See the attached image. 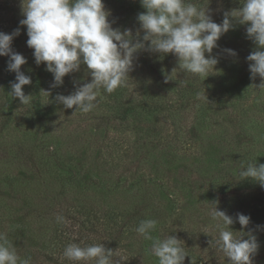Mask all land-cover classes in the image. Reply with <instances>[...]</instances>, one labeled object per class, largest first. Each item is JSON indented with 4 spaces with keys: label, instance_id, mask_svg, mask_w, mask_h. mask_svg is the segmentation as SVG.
<instances>
[{
    "label": "trees",
    "instance_id": "16d2710c",
    "mask_svg": "<svg viewBox=\"0 0 264 264\" xmlns=\"http://www.w3.org/2000/svg\"><path fill=\"white\" fill-rule=\"evenodd\" d=\"M192 2L208 3L210 15L218 24L226 12L242 7L240 0ZM103 3L113 28L131 30L134 42L142 40L144 32L137 16L146 10L140 0ZM22 19V0H0V32L11 34L20 28L11 47L26 58L21 71L32 81L23 88L25 95L32 96V102L24 107L22 117L60 113L63 106L55 97L75 90L73 82H78V76L66 75L62 86L50 88L53 75L44 63H35L34 50L26 44V26L19 23ZM241 26L247 25L233 20L231 30ZM144 43L147 48L148 42ZM220 44L225 47L226 41ZM256 47L247 38L232 42L229 48L236 55L215 65L221 71L230 62L231 78L223 77L218 82L212 70L207 77H199L177 69L178 60L171 53L139 50L125 86L111 94L103 90L112 113L97 116L95 110L88 112L90 122L82 126L86 139L71 141L77 155L73 162L64 160L54 146L50 151L44 147L40 155L33 150L39 157L35 170L41 174L40 188L35 192L46 202L41 211L48 215L49 224L40 245L20 243L19 247L13 243L19 256L31 257V264H75L62 255L68 244L103 243L115 251L114 264H158L150 252L151 241L135 231L141 220L155 219L158 224L152 235L180 239L188 254L183 264H228L213 246L215 222L209 211L216 204L218 210L233 218L230 230L235 235L244 233L243 239H247L251 232L256 236L259 247L252 264H264V187L240 176L249 163L264 164V95L255 87L261 78H250L246 59ZM8 61L9 57L0 56L1 131L11 125L20 102L10 95L15 73L8 70ZM44 90L50 91V96ZM101 124H113L137 136L127 156L117 160L103 157L104 148L98 142L105 130ZM204 143L209 146L205 155L200 152ZM204 162L209 170H203ZM45 174L57 178L61 191L62 184H69L71 196L56 199ZM238 213L250 217L247 227L236 220ZM57 214L65 218L64 223H56ZM14 227L0 214V232L7 233L11 242L17 232Z\"/></svg>",
    "mask_w": 264,
    "mask_h": 264
},
{
    "label": "clouds",
    "instance_id": "9594fccd",
    "mask_svg": "<svg viewBox=\"0 0 264 264\" xmlns=\"http://www.w3.org/2000/svg\"><path fill=\"white\" fill-rule=\"evenodd\" d=\"M140 3L146 10L137 16L144 35L142 40L134 42L131 30L121 32L112 27L103 0H22L24 19L19 23L26 26V44L34 50L35 63H44L53 75L50 88L62 86L64 77L78 72L82 64L86 65L91 77L90 82L82 84L74 81L75 90L71 94L56 95L55 100L64 108L75 106V111L83 113L94 110L101 89L111 94L125 86L128 73L134 67L135 54L141 49L171 53L178 60L177 69L207 77L218 63L211 55L212 50L218 47L220 37L233 27V20L247 25L246 35L257 46L246 59L250 78H261V83L255 87L264 95V0H240L242 7L226 12L219 24L213 21L208 3L203 5L192 0H140ZM19 34V27L11 34L0 32V56L9 57L8 70L15 73L10 95L19 98L22 106H27L32 102V96L25 95L23 88L32 81L21 71L27 61L11 47L14 37ZM144 42H148L147 48ZM225 51L231 56L236 55L232 49ZM205 53L209 55L206 57ZM44 93L50 96V91L44 90ZM240 176L264 187V164L249 163ZM209 216L215 222V250L227 258L228 264H252V257L259 247L256 236L251 232L247 233V239H243L244 233L235 235L236 232L230 230L233 218L218 210L216 204ZM64 219L59 214L55 217L56 223H64ZM236 220L242 227H247L250 217L238 213ZM157 224L155 219L141 220L135 231L151 241L150 252L158 259V264H183L188 254L181 240L174 235L153 236ZM114 254L115 251L107 249L103 243L84 246L70 243L62 253L75 264L90 261L114 264ZM0 264H31V257L19 256L5 232H0Z\"/></svg>",
    "mask_w": 264,
    "mask_h": 264
},
{
    "label": "rangeland",
    "instance_id": "374dc122",
    "mask_svg": "<svg viewBox=\"0 0 264 264\" xmlns=\"http://www.w3.org/2000/svg\"><path fill=\"white\" fill-rule=\"evenodd\" d=\"M115 19L118 22V17L115 16ZM246 27L241 26L237 30L230 29L223 34L217 41L218 47L212 50L211 55L216 57L219 62L228 59L230 61V55L225 49H230L231 43L239 39H249L246 35ZM223 40L226 41L225 47L220 44ZM205 55L207 57L209 54L205 53ZM230 65V62L227 63L221 71L215 69L213 79L218 82L217 80L223 77L231 78ZM79 73H72L75 77L78 76V83L90 82L91 77L88 75L86 65H81ZM152 88L165 90L163 86ZM104 97L103 89H101L97 106L94 109L97 116L112 113V109L108 105L106 106ZM24 107L19 102L16 117L9 128L0 130V214L5 215L6 220L15 226L17 232L13 234L15 241L12 243L17 242L19 247H21L20 243L28 246L36 243L40 245L41 236L44 235L45 227L49 224L48 215L41 211L46 202L38 199L37 192H35L40 188L41 174L36 173L35 168L38 165L39 157L33 150L39 151L40 155L44 153V147H48L50 151L54 146L62 154L64 160L73 162L77 155L73 151L71 141H75L77 138L86 139L87 136L83 132L82 126L85 122H90V114L75 111V106L72 109H66L63 106L60 113L56 112L45 116L27 114L23 118ZM101 127L105 130L100 133L98 142L104 148L103 157L117 160L122 156H127L125 153L133 146L137 136H134L131 131L113 124L110 127L101 124ZM165 132L168 133L166 129ZM165 142L167 143L166 140ZM208 148L209 146L204 143V149L200 152L205 155L208 153ZM177 167L181 168L182 165H177ZM209 169L208 164L204 162L203 170ZM44 177L49 185H52L51 190L56 199L61 196H71L72 187L69 184H62L63 191H61L60 185L56 184L57 178L54 175L45 174ZM206 183L208 182L206 181Z\"/></svg>",
    "mask_w": 264,
    "mask_h": 264
}]
</instances>
